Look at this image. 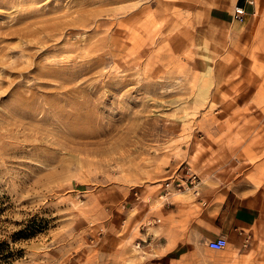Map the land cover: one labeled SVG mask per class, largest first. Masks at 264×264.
<instances>
[{"label": "rangeland", "instance_id": "1", "mask_svg": "<svg viewBox=\"0 0 264 264\" xmlns=\"http://www.w3.org/2000/svg\"><path fill=\"white\" fill-rule=\"evenodd\" d=\"M213 5L0 0L11 264H264V17L222 23ZM220 186L261 217L211 250L195 196Z\"/></svg>", "mask_w": 264, "mask_h": 264}, {"label": "crops", "instance_id": "2", "mask_svg": "<svg viewBox=\"0 0 264 264\" xmlns=\"http://www.w3.org/2000/svg\"><path fill=\"white\" fill-rule=\"evenodd\" d=\"M210 15L215 20L232 23V13L235 6H243L246 11L245 23L253 27L263 19L264 0H213ZM239 22V21H238ZM224 186L207 192L204 188L201 196L195 199L204 201L205 207L198 213L207 222H214V238L227 235L228 238L235 237L240 240L247 236L251 237L252 227L261 217L259 208L248 202H237L236 193L233 190L224 191ZM194 199V200H195ZM141 246V245H140Z\"/></svg>", "mask_w": 264, "mask_h": 264}, {"label": "trees", "instance_id": "3", "mask_svg": "<svg viewBox=\"0 0 264 264\" xmlns=\"http://www.w3.org/2000/svg\"><path fill=\"white\" fill-rule=\"evenodd\" d=\"M33 226H26L20 230H18L16 233H14V238L20 239V238H28L33 236L38 230L35 229L37 227ZM43 227V226H41ZM15 256L13 250L10 249V244L6 242H0V264H11L12 258Z\"/></svg>", "mask_w": 264, "mask_h": 264}, {"label": "built area", "instance_id": "4", "mask_svg": "<svg viewBox=\"0 0 264 264\" xmlns=\"http://www.w3.org/2000/svg\"><path fill=\"white\" fill-rule=\"evenodd\" d=\"M245 15H246V11H245V8L243 6H241V5L235 6L233 13H232V16L234 17L235 20L244 21L245 17H246ZM192 176H193L194 180L197 177L196 174L192 175ZM140 245H141L140 241L135 244V246L137 248H141ZM208 245H209V248L211 250H213V249L214 250H223L226 247H228V239L225 236H218V237H215L212 240H210Z\"/></svg>", "mask_w": 264, "mask_h": 264}]
</instances>
